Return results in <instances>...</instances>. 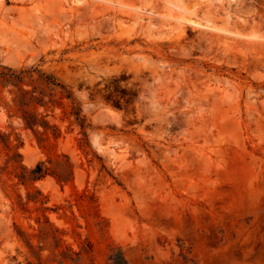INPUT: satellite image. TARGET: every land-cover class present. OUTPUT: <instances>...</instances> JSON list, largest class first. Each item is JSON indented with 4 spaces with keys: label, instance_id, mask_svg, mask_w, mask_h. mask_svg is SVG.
Segmentation results:
<instances>
[{
    "label": "rangeland",
    "instance_id": "obj_1",
    "mask_svg": "<svg viewBox=\"0 0 264 264\" xmlns=\"http://www.w3.org/2000/svg\"><path fill=\"white\" fill-rule=\"evenodd\" d=\"M48 1H0V264H264V0Z\"/></svg>",
    "mask_w": 264,
    "mask_h": 264
},
{
    "label": "bare ground",
    "instance_id": "obj_2",
    "mask_svg": "<svg viewBox=\"0 0 264 264\" xmlns=\"http://www.w3.org/2000/svg\"><path fill=\"white\" fill-rule=\"evenodd\" d=\"M0 1H2V0H0ZM84 2H85V0H76L77 5L83 4ZM168 4L169 5H172L174 7H179L177 4L172 3V2H168ZM179 9H181V7H179ZM44 10H46V12L50 13L51 15L54 14V12L57 10V6L55 4V1L54 0L48 1V3L44 6ZM176 20L178 22H180V23L189 24V25H192V26H196L198 28H207V29L214 30V31L216 30V31H219V32H224L220 28H216V27H213V26L212 27H209V25L208 26H204V25H202L200 23H197V22H195L193 20H188L185 17H183L182 19H176ZM254 37L255 36H252L251 38H254ZM9 55L12 56L11 54H9ZM16 55H19V53L17 51L16 52L14 51V55L13 56H15L17 58L18 56H16ZM12 58L15 59V60H13ZM16 58H14V57L8 58L7 62L8 63H11V64L12 63L15 64L16 63L15 62L16 61ZM18 60L19 59H17V63L20 62ZM19 65H20V63H19ZM19 65H17V66H19ZM25 162H26L27 165H31V162L30 161L28 162V159Z\"/></svg>",
    "mask_w": 264,
    "mask_h": 264
},
{
    "label": "trees",
    "instance_id": "obj_3",
    "mask_svg": "<svg viewBox=\"0 0 264 264\" xmlns=\"http://www.w3.org/2000/svg\"><path fill=\"white\" fill-rule=\"evenodd\" d=\"M1 79H2V82L3 83H5V84H14V82L15 81H19V79H20V77L19 76H17V75H15V74H4V75H2V77H1ZM15 86H17L16 84H15ZM16 99H14V106H16ZM23 104L21 103V106H22ZM22 108V107H21ZM19 110H20V107H19ZM23 121H24V124H25V126L26 127H28V128H31V129H33L35 126H37V121H36V119L35 118H33L32 116H30V117H25L24 119H23ZM44 125H46V123H43ZM41 166H38L37 168H36V171L37 172H41ZM35 179L37 180V178L35 177ZM34 179V180H35ZM116 264H124V263H121L120 261H116Z\"/></svg>",
    "mask_w": 264,
    "mask_h": 264
}]
</instances>
